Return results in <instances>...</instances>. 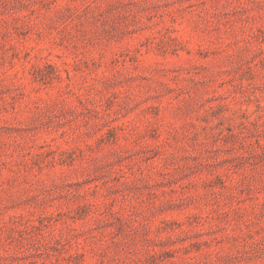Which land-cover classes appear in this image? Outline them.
Returning a JSON list of instances; mask_svg holds the SVG:
<instances>
[{
	"label": "rangeland",
	"instance_id": "1",
	"mask_svg": "<svg viewBox=\"0 0 264 264\" xmlns=\"http://www.w3.org/2000/svg\"><path fill=\"white\" fill-rule=\"evenodd\" d=\"M0 264H264V0H0Z\"/></svg>",
	"mask_w": 264,
	"mask_h": 264
}]
</instances>
